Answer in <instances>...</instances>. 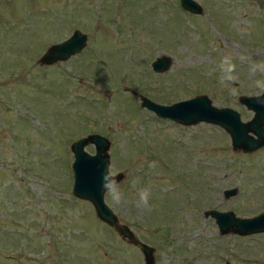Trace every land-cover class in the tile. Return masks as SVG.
<instances>
[{
	"label": "rangeland",
	"instance_id": "obj_1",
	"mask_svg": "<svg viewBox=\"0 0 264 264\" xmlns=\"http://www.w3.org/2000/svg\"><path fill=\"white\" fill-rule=\"evenodd\" d=\"M196 1L201 15L179 0H0V264H145L72 195L70 145L90 133L111 141L109 167L124 173L121 203L105 202L155 248V264H264V232L220 235L204 214L264 210V148L234 151L222 128L159 118L137 96L206 94L252 118L238 98L264 81V0ZM76 29L86 47L40 65ZM163 55L171 65L155 72Z\"/></svg>",
	"mask_w": 264,
	"mask_h": 264
},
{
	"label": "water",
	"instance_id": "obj_2",
	"mask_svg": "<svg viewBox=\"0 0 264 264\" xmlns=\"http://www.w3.org/2000/svg\"><path fill=\"white\" fill-rule=\"evenodd\" d=\"M179 4L190 14L201 15L203 13L202 6L196 0H179ZM86 45L87 34L76 29L70 37L46 48L40 56V65H52L59 61H66L80 53ZM170 65L171 58L163 55L152 63V68L155 72H164ZM137 96L141 100V106L154 112L159 118L168 119L183 126L208 123L222 128L229 135L234 151L251 153L264 148V104L258 103L255 95H241L238 98L242 105L253 112L252 118L245 122L241 120L236 110L214 106L206 94L196 95L169 105L156 103L143 95ZM88 145L94 147L93 154L85 150ZM110 146L111 141L99 133H90L72 142L70 145L73 154L72 195L89 201L101 222L122 240H126L140 250L145 264H155V248L142 242L127 224L121 223L117 214L105 202L106 193L101 185L102 175L110 166ZM118 173L116 180L119 182L124 173ZM236 193L237 188L224 190L226 197L234 196ZM204 214L215 220L220 235L232 233L247 236L264 232V211L245 218L238 217L229 210L210 209Z\"/></svg>",
	"mask_w": 264,
	"mask_h": 264
},
{
	"label": "clouds",
	"instance_id": "obj_3",
	"mask_svg": "<svg viewBox=\"0 0 264 264\" xmlns=\"http://www.w3.org/2000/svg\"><path fill=\"white\" fill-rule=\"evenodd\" d=\"M224 64L228 65L226 69L228 72L234 70V65L228 63V58H225L222 61V65ZM227 79L232 80L234 78L232 76H228ZM256 87L258 90L255 93V98L257 99L258 103L264 104V99H261V97H264V81H257ZM118 174L119 173L113 170L111 167H108V169L102 175L101 186L104 192L111 197L112 202L114 204H120L123 198L122 193L118 186V181L116 180ZM138 197H139V203L142 205H146L150 197V192L147 189H142L139 191Z\"/></svg>",
	"mask_w": 264,
	"mask_h": 264
}]
</instances>
